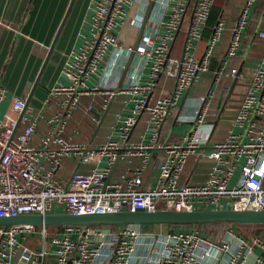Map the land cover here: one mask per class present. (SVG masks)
<instances>
[{"label": "built area", "instance_id": "1", "mask_svg": "<svg viewBox=\"0 0 264 264\" xmlns=\"http://www.w3.org/2000/svg\"><path fill=\"white\" fill-rule=\"evenodd\" d=\"M150 1L152 5L144 23ZM215 0H92L89 36L80 50L63 65L69 82L55 84L47 100L57 110L46 118V131L34 143L36 117L23 111L25 100L11 97L0 118V216L51 212L174 211L200 209H264V50L250 76L238 111L231 119L239 131H229L206 145L202 134L207 118L218 111L211 107L213 91L197 96L190 109L176 115L189 127L177 140L160 139L161 126L170 109L210 67L213 50L225 28L219 17L211 28L199 56L190 52L202 37ZM256 0H245L234 24L225 56L214 81L226 74L236 77L238 68L227 69L242 42L248 25L247 12ZM188 19L183 54L171 53L172 44L184 20ZM264 39V28L258 30ZM110 54L106 80L90 88L87 78ZM132 54L127 80L115 86L112 67H125L117 58ZM147 69V74L141 73ZM173 79V88L151 99L158 80ZM101 92L106 103L115 94L131 96L129 112L118 116L115 135L100 144L86 146L66 140L63 130L81 95ZM5 90L0 88V102ZM142 113L150 129L147 142H129ZM40 116L41 114L38 113ZM93 120L97 122L98 117ZM22 127L18 129V126ZM211 126L208 127V131ZM154 150H157L155 152ZM155 152V153H154ZM198 154L210 161L203 179L181 182L188 159ZM65 157H75L89 166L73 171L68 180L57 173ZM140 163L134 165V159ZM127 167L116 178L108 177L117 161ZM157 170L156 184L143 185L146 168ZM47 226L29 224L0 226V264H264V229L253 227L244 233L229 223L220 238L204 235L197 227L169 228L166 224L81 225L65 224L47 235ZM39 234V245L23 241Z\"/></svg>", "mask_w": 264, "mask_h": 264}, {"label": "crops", "instance_id": "2", "mask_svg": "<svg viewBox=\"0 0 264 264\" xmlns=\"http://www.w3.org/2000/svg\"><path fill=\"white\" fill-rule=\"evenodd\" d=\"M244 1L215 0L210 12L212 19L208 18L201 39L195 42V47L190 50L199 56L210 34V26L220 16L224 18L225 28L214 47L209 70L199 76L190 89L180 97L178 104L170 109L161 126L160 139L181 138L189 124L176 120V115L187 112L194 99L208 91H213L211 107L218 111V117L207 118L201 126L203 128L199 131L209 137L207 144L202 147L210 149L212 141L224 138L229 131L241 129L238 125L232 124L231 119L238 111L241 99L250 84L251 73L264 50V39L257 34L258 30L264 28V0H256L255 5L248 10V25L243 32L240 47L237 53L227 60V69L238 68V76L232 77L225 71L219 81L215 82L214 75L222 60L226 58L225 51L231 26ZM91 2L92 0H74L70 7L71 0H0V88L5 90L0 102V118L9 108L11 97L23 98L28 102L26 110L32 109L36 117L37 126L33 137L36 144L45 134L46 118L57 110L56 102L53 99L47 100L48 90L55 84L69 82L63 65L80 50L89 36ZM187 25L186 18L172 44L171 53L176 57L183 54ZM110 59H113V54H110L106 62L98 65L95 74L87 78L85 82L87 88L95 85L99 79L108 78ZM117 60L125 64V67L121 68L117 63L111 68L114 73L111 80L116 87L126 82L128 66L134 58L130 54L127 59L119 56ZM146 74L147 69H144L141 75L145 77ZM173 84L172 78L162 76L150 98H158L164 92H169ZM231 87V92L227 96ZM132 104L131 96L126 94H115L107 103L105 95L101 92L83 94L65 125L63 137L86 146L100 144L108 135L116 134L118 116L127 114ZM94 116L98 117L97 122L93 120ZM145 119L146 114L142 113L130 133L129 142L148 141L150 129ZM209 126L211 128L208 131ZM21 127L22 124L18 129ZM133 163L138 165L140 159L135 158ZM209 166V160L199 158L198 154L192 155L185 165L181 182L203 179ZM126 167L125 161H117L108 177L116 178L118 172ZM88 168L89 166L80 163L78 158L65 157L61 161L57 177L66 182L73 171ZM156 177L155 168H146L143 173L144 187L154 186Z\"/></svg>", "mask_w": 264, "mask_h": 264}, {"label": "water", "instance_id": "3", "mask_svg": "<svg viewBox=\"0 0 264 264\" xmlns=\"http://www.w3.org/2000/svg\"><path fill=\"white\" fill-rule=\"evenodd\" d=\"M74 0H71L70 7ZM152 5L150 1L144 22ZM68 8V12L70 10ZM68 14V13H67ZM56 41V40H55ZM54 45V44H53ZM132 55V54H131ZM229 89L227 96L230 94ZM28 102H25V110ZM225 222L232 224H264V209L262 210H238V209H200L174 211L168 209H157L153 211H120V212H51L46 214H18L16 216H0V226L15 224L61 226L65 224L81 225H127V224H201Z\"/></svg>", "mask_w": 264, "mask_h": 264}, {"label": "trees", "instance_id": "4", "mask_svg": "<svg viewBox=\"0 0 264 264\" xmlns=\"http://www.w3.org/2000/svg\"><path fill=\"white\" fill-rule=\"evenodd\" d=\"M208 18L212 19V18H210V15ZM209 19H207V20H209ZM212 26H210V27L212 28ZM228 224L229 223H225V222H213V223H201V224H166V225L169 228H173V229H185V228L197 227L204 235L211 237V238H214V239H218V238H220L222 232L224 231L225 227ZM99 226H101V225H99ZM109 226L113 227V225H109ZM148 226H151V224H143L144 228H147ZM235 226L241 232H244L243 231L244 227H249V226L253 227L254 230H257V231L264 228V224H254V225H252V224H243V225L235 224ZM60 227L61 226H47V228H46L47 235L51 236V235L57 233L60 230Z\"/></svg>", "mask_w": 264, "mask_h": 264}, {"label": "rangeland", "instance_id": "5", "mask_svg": "<svg viewBox=\"0 0 264 264\" xmlns=\"http://www.w3.org/2000/svg\"><path fill=\"white\" fill-rule=\"evenodd\" d=\"M39 227V226H37ZM251 229V226L249 227H244L243 231L246 233ZM27 245L35 246L39 245L41 242V237L39 234H32L27 236V238L23 241Z\"/></svg>", "mask_w": 264, "mask_h": 264}]
</instances>
